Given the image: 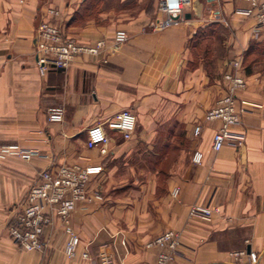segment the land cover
Wrapping results in <instances>:
<instances>
[{
	"label": "crops",
	"instance_id": "crops-1",
	"mask_svg": "<svg viewBox=\"0 0 264 264\" xmlns=\"http://www.w3.org/2000/svg\"><path fill=\"white\" fill-rule=\"evenodd\" d=\"M156 2L0 0V144L43 155L10 157L0 166V264H100L103 249L123 264H155L158 249L146 243L170 229L180 232L176 264H236L230 252L240 249L264 264V28L256 31L243 12L247 0H191L178 22L155 30L149 24ZM50 7L79 42H110L117 29L128 40L110 48L106 62L82 55L42 74L35 28ZM237 57L246 86L233 131L244 143L214 151L221 123L204 116L224 93L223 74ZM51 107L63 109L61 122L48 121ZM124 109L136 115L127 139L104 123ZM97 123L110 136L107 154L86 146ZM195 151L200 163L192 161ZM61 164L102 167L88 183L89 194L102 199L78 202L71 214L80 238L71 258L55 214L41 251L22 248L8 233L40 173ZM208 202L220 208L210 219L189 215L191 205Z\"/></svg>",
	"mask_w": 264,
	"mask_h": 264
},
{
	"label": "built area",
	"instance_id": "built-area-1",
	"mask_svg": "<svg viewBox=\"0 0 264 264\" xmlns=\"http://www.w3.org/2000/svg\"><path fill=\"white\" fill-rule=\"evenodd\" d=\"M249 6L243 12L254 19L256 31L264 28V0H247ZM191 0H158L156 16L150 21L153 29H161L180 20L184 8ZM61 11L50 7L45 18L41 19L35 28V44L33 55L38 70L44 74L50 67L66 69L71 62L82 55L98 56L104 62L110 48L119 49L128 40V34L123 29H117L109 42L105 38L92 43L79 42L76 38L65 33L66 25L61 16ZM242 63L239 57L230 61V69L224 72L225 90L214 105L207 110L206 121L219 120L218 126L212 135V149L219 151L225 144L231 142L235 146L244 143V134L233 131V127L240 121L238 109L239 93L246 86L245 76L241 73ZM63 109L51 107L48 109L47 119L50 122L63 120ZM110 129L118 131L123 138H130L136 127V115L130 109H124L104 122ZM201 125L194 128L198 134ZM110 136L104 124L97 123L87 130L86 146L98 148L101 154L108 153ZM36 156H43L38 149L27 148L18 143L0 144V166L10 157L24 160ZM202 153L195 151L192 156L194 163H200ZM101 166L61 164L55 169H45L40 173L39 180L34 183L25 198L21 210L16 215L14 223L8 227L10 237L26 250H43L45 241L44 230L52 223L53 215H57L63 224L65 242L64 254L71 258L79 248L80 238L71 225V214L76 209L78 202H90L94 199L101 200L98 193L90 195L88 183L93 174L98 173ZM178 193V188L173 191ZM217 205L208 203H195L189 208L191 217L210 219L212 214L219 212ZM181 245L180 232L166 230L146 243V247L158 249L155 264H176L175 258L178 247ZM236 264H241L244 258L248 264H259L260 259L254 252L240 249L230 252ZM86 259H91L89 247L83 251ZM100 264H123L117 261L107 249L99 253Z\"/></svg>",
	"mask_w": 264,
	"mask_h": 264
},
{
	"label": "rangeland",
	"instance_id": "rangeland-1",
	"mask_svg": "<svg viewBox=\"0 0 264 264\" xmlns=\"http://www.w3.org/2000/svg\"><path fill=\"white\" fill-rule=\"evenodd\" d=\"M157 1H158V0H157ZM155 10H157V2H156V8H155ZM155 16H156V13H155V15L153 16V18H154ZM153 18H152V19H153Z\"/></svg>",
	"mask_w": 264,
	"mask_h": 264
}]
</instances>
